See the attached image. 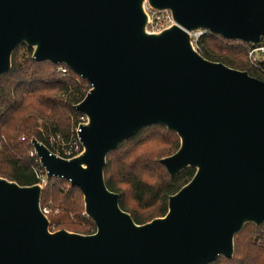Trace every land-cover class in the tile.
Wrapping results in <instances>:
<instances>
[{"label": "water", "instance_id": "1", "mask_svg": "<svg viewBox=\"0 0 264 264\" xmlns=\"http://www.w3.org/2000/svg\"><path fill=\"white\" fill-rule=\"evenodd\" d=\"M173 23L147 29L144 3ZM258 44L264 0H0V76L24 44L36 62L63 64L90 88L74 109L86 117L82 150L64 158L32 137L46 177L83 197L95 231H51L40 183L0 177V264H208L230 259L245 224L264 225V81L204 58L191 33ZM160 124L179 147L159 163L191 179L167 212L137 224L105 184L107 155Z\"/></svg>", "mask_w": 264, "mask_h": 264}, {"label": "trees", "instance_id": "2", "mask_svg": "<svg viewBox=\"0 0 264 264\" xmlns=\"http://www.w3.org/2000/svg\"><path fill=\"white\" fill-rule=\"evenodd\" d=\"M263 42L264 36L253 45L204 32L196 45L204 58L264 81V71L251 65L248 58V50ZM261 67L264 69V60ZM89 88V83L69 68L67 75L62 76L56 65L49 61L36 62L31 48L18 46L12 54L9 71L0 76V177L20 185L38 183L37 169L41 167L33 153L31 138L63 156V149L76 140L80 113L74 106ZM179 144V137L173 131L153 124L138 130L107 155L105 184L119 194L120 208L137 224L163 216L168 197L193 176L194 169L186 168L171 177L159 163L161 158L173 154ZM49 201L53 203L51 210H60L59 214L47 215L51 231L67 229L81 234L95 231L93 222L83 215L80 190L68 181L47 178L41 193V208ZM208 264H264V225L245 224L234 236L233 256L230 259L219 256Z\"/></svg>", "mask_w": 264, "mask_h": 264}, {"label": "built area", "instance_id": "3", "mask_svg": "<svg viewBox=\"0 0 264 264\" xmlns=\"http://www.w3.org/2000/svg\"><path fill=\"white\" fill-rule=\"evenodd\" d=\"M154 16V13L152 15V17ZM148 22H150V18L148 16ZM204 32L203 31H196V32H193L191 33V40L193 42V45L194 47L197 49V45H196V41L197 39L203 34ZM258 55L259 57L263 56L264 58V42L261 43L260 45L256 46V47H253V48H250L248 50V58L250 60V63L251 65L257 67L258 69H262V71H264V69L261 67V62L262 61H259V59H257V56ZM57 71L62 75V76H65L67 75L68 73V67L65 66V65H62V64H59L57 65ZM86 121V117L82 114H80L79 116V123H84ZM78 125L76 127V131L78 129ZM82 150V147H81V144L76 136V140L73 141L69 146L68 148H64L63 149V156L61 157H64V158H70V157H73L77 154H79ZM34 153V152H33ZM56 154V153H54ZM58 156H60L58 153L56 154ZM41 167V166H40ZM37 178L39 179V182L42 185H45L46 184V180H47V177H46V172L44 171V169L41 167L40 169H37ZM43 188V187H42ZM42 212L46 215L48 214V209L46 208V206H44L43 208H41ZM84 215V214H83ZM85 216V215H84ZM86 217V216H85Z\"/></svg>", "mask_w": 264, "mask_h": 264}, {"label": "rangeland", "instance_id": "4", "mask_svg": "<svg viewBox=\"0 0 264 264\" xmlns=\"http://www.w3.org/2000/svg\"><path fill=\"white\" fill-rule=\"evenodd\" d=\"M144 7H145L147 14L149 15V18H150V22H148V25H147L148 31L158 32V31L170 26L173 23L169 11H167V10H161V11L153 10V9L148 7L146 2L144 3ZM153 13H154V16L152 17ZM256 56H257V59H259V61L264 60L263 56H261V57H259L258 55H256ZM46 183H47V180H46ZM45 185H42V187L44 188ZM45 206L48 209V214H46V215H49V214L56 215V214L60 213V210L58 208L51 210V208L53 206V203L51 201H49L47 203V205H45ZM69 218L72 219V220L70 219L71 221L75 222V220L72 218L71 215ZM57 230H60V229H57ZM57 230H55V231H57ZM68 231H71V230H68ZM71 232H74V231H71Z\"/></svg>", "mask_w": 264, "mask_h": 264}]
</instances>
